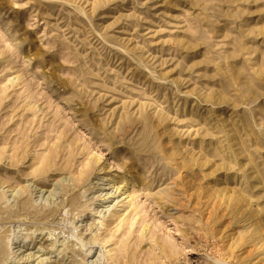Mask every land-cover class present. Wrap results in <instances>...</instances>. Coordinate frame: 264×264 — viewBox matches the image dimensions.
<instances>
[{
  "label": "rangeland",
  "instance_id": "obj_1",
  "mask_svg": "<svg viewBox=\"0 0 264 264\" xmlns=\"http://www.w3.org/2000/svg\"><path fill=\"white\" fill-rule=\"evenodd\" d=\"M0 264H264V0H0Z\"/></svg>",
  "mask_w": 264,
  "mask_h": 264
},
{
  "label": "bare ground",
  "instance_id": "obj_2",
  "mask_svg": "<svg viewBox=\"0 0 264 264\" xmlns=\"http://www.w3.org/2000/svg\"><path fill=\"white\" fill-rule=\"evenodd\" d=\"M98 160V163H99V161H100V159H97ZM102 176V175H101ZM102 178V177H101ZM100 178V179H101ZM107 178V177H106ZM106 180H110V182L108 183V184H110V183H112L114 180H111V178H107ZM92 185V184H91ZM125 185V184H124ZM112 186V187H111ZM110 187H111V192H109L108 194H107V197H106V199L108 198V197H117V196H119V195H121V196H123V199L122 200H124V201H126L127 199H129V197H130V192L128 191V189H125L124 190V188H123V185L121 186H116L115 184H112ZM84 187V186H83ZM99 200V199H98ZM102 200V199H101ZM25 241V240H24ZM59 246V245H58ZM14 252V251H13Z\"/></svg>",
  "mask_w": 264,
  "mask_h": 264
}]
</instances>
